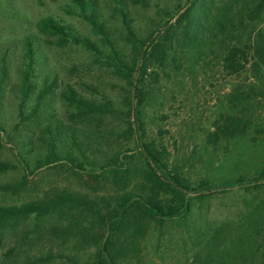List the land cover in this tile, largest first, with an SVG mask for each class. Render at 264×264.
Returning a JSON list of instances; mask_svg holds the SVG:
<instances>
[{
  "label": "trees",
  "instance_id": "1",
  "mask_svg": "<svg viewBox=\"0 0 264 264\" xmlns=\"http://www.w3.org/2000/svg\"><path fill=\"white\" fill-rule=\"evenodd\" d=\"M58 9L90 33L46 15L20 41L16 82L12 63L0 61V136L12 155L0 159V196L31 194L0 204V242L16 238L5 257L143 264L147 236L177 233L191 240L187 264H264V0H68ZM40 42L80 47L117 81L118 97L85 81L60 86ZM202 67L228 88L199 130L200 146L172 161L162 140L149 138L148 112L163 80L184 86ZM7 94L16 104L9 128ZM42 170L69 182L37 190L30 178ZM234 189L246 195L234 220L199 223L211 198ZM41 236L55 246L33 253Z\"/></svg>",
  "mask_w": 264,
  "mask_h": 264
},
{
  "label": "rangeland",
  "instance_id": "2",
  "mask_svg": "<svg viewBox=\"0 0 264 264\" xmlns=\"http://www.w3.org/2000/svg\"><path fill=\"white\" fill-rule=\"evenodd\" d=\"M68 0H0V61L6 58L12 63L11 79L16 82L14 66L17 63L20 51V41L28 34L37 33L36 22L46 16L54 15L63 17L85 33H90L86 25L77 19L64 17L58 7ZM140 14V13H139ZM43 39L44 37L41 36ZM50 39V38H48ZM54 40V39H51ZM49 65L47 71L56 73L58 84H71L80 89V82L93 83L106 92L118 97L112 86L117 84L111 76L99 68L93 62L92 56L80 47L67 45L58 48L41 43ZM187 74V73H186ZM186 75L183 84H179L175 78H167L161 83L158 100L149 109V138H158L166 145L170 152L171 160H182L190 156L191 152L200 146L199 130H204L209 125L210 116L214 108L217 95L223 94L228 88V81L220 74L213 73L208 67L198 68L194 75ZM5 116L7 128L13 123L16 104L13 97L7 94L5 100ZM60 116H63V111ZM111 125V124H110ZM163 132L158 137V129ZM0 136V159H12L10 145ZM171 161V162H172ZM197 165L190 171L191 178H198ZM17 172L6 175V178L17 177ZM30 186L41 190L55 183L68 184L66 174L56 173L52 170H42L30 178ZM33 194V193H32ZM31 194L19 197L0 196V204L17 203L28 200ZM246 197L243 191L234 189L226 194H218L211 198L207 205L201 208L202 219L219 222L234 220L238 210L242 206V199ZM30 226V220L18 225L17 232ZM16 232V233H17ZM15 234H10L0 242V264H21L24 258L23 252L14 253L5 257L7 251L15 245ZM146 249L143 251V264H187L192 255L191 240L180 237L177 233L174 237L162 238L157 242L154 236H147L144 240ZM50 244L45 236H41L40 242L31 250L36 253L47 249ZM55 248V247H54Z\"/></svg>",
  "mask_w": 264,
  "mask_h": 264
}]
</instances>
